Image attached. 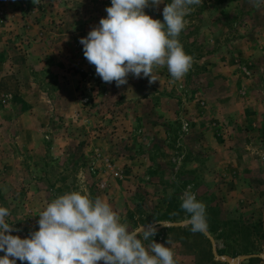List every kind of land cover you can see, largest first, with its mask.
Returning a JSON list of instances; mask_svg holds the SVG:
<instances>
[{
	"label": "rangeland",
	"instance_id": "1",
	"mask_svg": "<svg viewBox=\"0 0 264 264\" xmlns=\"http://www.w3.org/2000/svg\"><path fill=\"white\" fill-rule=\"evenodd\" d=\"M170 2L144 11L156 19ZM109 6L0 0V206L19 229L11 234L28 238L48 202L83 186L130 231L165 223L143 243L170 239L177 264H209L211 254L244 264L249 252L264 261V4L191 6L185 19L199 30L189 40L207 71L173 83L165 66L151 85L129 74L120 87L96 75L79 42ZM186 190L219 224L215 235L191 231Z\"/></svg>",
	"mask_w": 264,
	"mask_h": 264
},
{
	"label": "clouds",
	"instance_id": "2",
	"mask_svg": "<svg viewBox=\"0 0 264 264\" xmlns=\"http://www.w3.org/2000/svg\"><path fill=\"white\" fill-rule=\"evenodd\" d=\"M163 2L111 0L99 26L80 38L84 57L103 82L115 81L120 87L127 84L129 74L135 78L143 74L151 85L159 81L154 69L166 66L174 83L189 72L193 58L184 51L179 36L187 25L185 17L194 10L191 6L203 0H171L163 8V22L144 11ZM249 2L255 7L264 4V0ZM180 207L189 214L192 232L206 229V205L195 193L186 190ZM9 215V209L0 206V252H4L0 264H16V260L22 264H177L173 249L166 246L170 239L166 244L152 240L147 247L143 243L157 234V225L166 227L165 223L130 231L107 199L90 198L83 186L48 202L38 215V230L28 238L11 234L19 229L6 221Z\"/></svg>",
	"mask_w": 264,
	"mask_h": 264
},
{
	"label": "trees",
	"instance_id": "3",
	"mask_svg": "<svg viewBox=\"0 0 264 264\" xmlns=\"http://www.w3.org/2000/svg\"><path fill=\"white\" fill-rule=\"evenodd\" d=\"M156 19L161 20V22H163V15H156L155 16ZM187 19H191L192 15H188L186 16ZM191 27V23L187 24L185 29L181 32L180 36H179V40L183 46L184 51L190 55L193 58V62H192V67L189 70L190 74H196L195 72H200L202 70L207 71V69L205 67H202L199 65V62L203 61L206 58V54L202 52L201 48L198 47L199 43L198 41H192L190 42V38L195 34V31H198L199 29L195 28V27ZM209 54V53H207ZM174 207V203H171L169 210H168V214H170L172 212V209ZM207 226H208V231L215 235L218 231V226L219 224L216 222L214 224H212V220H209V222H207ZM191 229V228H190ZM167 233H174V232H189L188 230H177V229H168L165 230ZM161 234L158 233L157 236H160ZM201 237L205 239L206 242L209 243V239L207 236H205V234H201ZM142 238V235H141ZM210 244V243H209ZM225 252H222L221 254H224ZM253 252H249L248 255L251 256V258H249L248 260H246V262L244 264H264V261L262 259H260L259 257H253ZM209 264H220L218 262H216V259L214 256H212L211 254V258H210V263Z\"/></svg>",
	"mask_w": 264,
	"mask_h": 264
}]
</instances>
